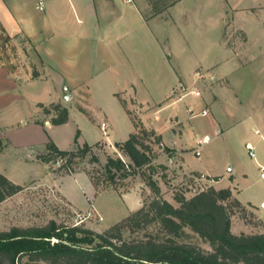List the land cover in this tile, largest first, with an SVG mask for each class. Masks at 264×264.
Masks as SVG:
<instances>
[{
    "label": "crops",
    "instance_id": "obj_1",
    "mask_svg": "<svg viewBox=\"0 0 264 264\" xmlns=\"http://www.w3.org/2000/svg\"><path fill=\"white\" fill-rule=\"evenodd\" d=\"M192 1L191 10L176 13L186 0H172L144 17L134 0H0V34L12 44L25 40L28 60L0 62V173L23 188L48 186L74 211L101 219L93 198L113 193L120 217L129 216L144 203L139 187L98 188L87 171L55 173L38 158L49 139L73 150L77 131L80 143L114 147L135 130L127 109L179 155L153 164L165 165L169 178L182 169L205 189H229L258 222L249 233H264V0H221L216 21L209 0ZM214 24L217 39H204ZM179 85L199 95L179 98ZM53 103L67 108L65 123L43 113ZM94 119L90 139L80 122Z\"/></svg>",
    "mask_w": 264,
    "mask_h": 264
},
{
    "label": "trees",
    "instance_id": "obj_2",
    "mask_svg": "<svg viewBox=\"0 0 264 264\" xmlns=\"http://www.w3.org/2000/svg\"><path fill=\"white\" fill-rule=\"evenodd\" d=\"M148 2L150 15H156L165 10L172 0ZM6 40L8 38L0 34V43ZM121 102L125 107L126 103ZM126 112L135 130L115 147L127 155L130 163L125 164L108 155L97 176L90 171L89 175L96 187L101 182L103 187L115 189L123 186L126 178L140 174L154 198L146 212L143 208L135 212L144 211L145 216L151 213V219L159 220L166 238L159 240L146 236L124 239L121 230L128 216L98 234L80 225H63L49 220L42 226H12L8 230H0V264H264V233L237 235L230 230V217L223 204L232 198L229 189L209 187L189 198L176 194L174 199L178 207L160 196V188L153 175L161 173V178L168 182L167 167L153 164L150 153L152 145H162L161 137L154 130L144 128L129 110L126 109ZM43 113L52 114L50 121L53 125L68 120V110L60 103L43 107ZM74 143L73 150H61L49 141L45 153L38 158L45 163L60 160L59 166L53 169L55 173L75 172L87 155L88 163H98L93 149H101V142L92 145L80 143L77 131ZM22 189L0 173V203ZM184 227L211 244L212 251L203 252L194 245L178 242Z\"/></svg>",
    "mask_w": 264,
    "mask_h": 264
},
{
    "label": "rangeland",
    "instance_id": "obj_3",
    "mask_svg": "<svg viewBox=\"0 0 264 264\" xmlns=\"http://www.w3.org/2000/svg\"><path fill=\"white\" fill-rule=\"evenodd\" d=\"M133 1V0H132ZM141 7L142 13H149L148 7H146L147 0H134ZM198 1V0H196ZM235 1V0H234ZM246 3L251 2V0H243ZM206 0L204 1V4ZM193 1L186 0L185 3L177 7L176 13L181 11L182 8H189L191 10ZM222 2L221 0H209V10L210 15H213L215 21L217 20L219 13L222 11ZM223 5V4H222ZM175 11V10H173ZM175 13V12H174ZM186 34L190 40L197 39L196 37V27L194 24L186 26ZM218 36L217 24L214 27L209 29L207 35L204 36V39L207 37L209 40L215 41ZM25 43V40L23 41ZM18 43L12 44L13 51L16 49L15 55L18 59L17 62L27 63L23 56V51L27 47L26 44ZM14 56V57H15ZM164 61L168 63V58L165 57ZM138 77L134 78V86L139 87ZM248 95L244 93V96ZM91 110V108H89ZM223 110V108H222ZM132 113V112H131ZM86 120V119H85ZM92 124V125H91ZM249 127V126H248ZM80 128L82 131L88 135L91 139V131L97 128V122L90 121L80 122ZM48 141H51L50 139ZM68 145V144H67ZM46 147V146H45ZM152 151L150 155L152 156V161L158 163L160 161L159 156L166 154L168 157L177 156L175 152L170 151L169 149L160 145H152ZM93 152L98 157V163H88L89 156L87 155L82 162L78 164L77 170H84L94 173L97 176L98 171L101 170L102 164L105 162V158L110 155L113 158H118L125 164H129L130 160L121 150L115 147H106L103 146L101 149L94 148ZM45 153V152H44ZM243 150L239 151V158L243 159L245 162H248L247 159L243 156ZM43 154V153H42ZM51 165V168H57L60 164V160L55 161L54 163H48ZM173 173V172H172ZM169 173L170 178L168 182L161 178V173L153 175L159 185L161 197L166 201L170 202L174 207H178L179 204L175 201L174 196L176 194H184L186 198L191 197L192 195L198 193L202 189H205L198 178L192 175L191 172H186L184 170H179L178 173ZM175 179V180H172ZM119 180V179H116ZM257 185L262 183L260 180L254 179ZM146 187H145V186ZM103 183H99L98 188H103ZM133 189L136 187L140 188V193L144 198L143 210H148V205L150 201L154 198V194L150 191L145 180L140 176V174L132 175L125 179L123 186H118L115 189L126 190L125 187ZM124 188V189H122ZM107 189V188H106ZM128 189V190H129ZM133 195V194H132ZM100 208L103 218L101 219L98 215L94 214H82L80 212L74 211L68 206L63 200H61L50 187L44 185H29L24 187L19 193L6 198L0 203V230H8L12 226L28 227V226H42L45 225L49 220H55L57 223L63 225H80L86 227L93 231V233L98 234L114 224L120 223L123 219L121 215V206L119 203V198L113 193H103L101 192L96 198H93ZM229 217H230V230L232 228V233L241 234H253L249 232H254V230H259L258 222L251 215L250 211L244 206L238 204L234 201L233 198H230L223 202ZM151 213H148L145 216L144 211L140 213L133 212L126 219L125 226L121 230L122 237L124 239H133V238H144L146 236L156 237L159 240L166 238V234L162 229L159 220L151 219ZM122 218V219H121ZM244 231V232H243ZM257 234V233H255ZM177 241L180 243H186L194 245L203 252H211L213 246L207 241L200 238L196 233L190 230L188 227H184L182 234Z\"/></svg>",
    "mask_w": 264,
    "mask_h": 264
},
{
    "label": "built area",
    "instance_id": "obj_4",
    "mask_svg": "<svg viewBox=\"0 0 264 264\" xmlns=\"http://www.w3.org/2000/svg\"><path fill=\"white\" fill-rule=\"evenodd\" d=\"M130 1V0H128ZM39 10H42V5L41 3H39V5L37 6ZM25 44V43H24ZM12 43L9 42V40H6L5 42H2L0 43V62L4 60H6V58H11V59H14V56L16 55L15 52L16 51H13L12 49ZM16 58V56H15ZM17 59V58H16ZM15 59V60H16ZM178 92L179 94V98H181L184 94L186 93H191V94H194L196 96L199 95V92L198 91H187L186 88H184L183 86L179 85L173 92V94H176ZM200 114H206V110H202ZM193 115H197L195 113H193ZM101 129L102 131L105 132L106 130V126H105V123H101ZM208 136H204L203 139H202V142H206L208 140ZM200 143V142H199ZM247 150H248V154L253 157L254 156V152H253V149L247 145ZM195 154L198 155V152L197 150L195 151ZM261 176H264V174H262Z\"/></svg>",
    "mask_w": 264,
    "mask_h": 264
}]
</instances>
